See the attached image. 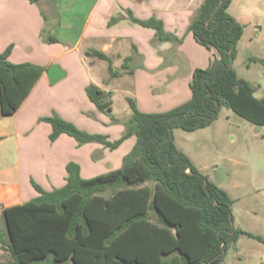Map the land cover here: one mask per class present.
I'll return each mask as SVG.
<instances>
[{
	"label": "trees",
	"instance_id": "obj_1",
	"mask_svg": "<svg viewBox=\"0 0 264 264\" xmlns=\"http://www.w3.org/2000/svg\"><path fill=\"white\" fill-rule=\"evenodd\" d=\"M231 3L203 0L190 21L188 31L196 41L219 55L208 67L194 69L189 100L147 112L128 97L132 113L125 131L114 140L57 113L41 118L52 126V142L63 133L79 144L98 142L110 150L131 136L136 142L122 165L105 173L83 177L80 163L69 161L62 186L45 189L32 180L38 195L0 211V242L11 257L4 264H221L241 235L264 241L234 226L229 193L197 169L174 137L175 128L194 131L211 125L222 107L247 117L259 106L264 110V97L256 100V88L239 78L233 66L244 28L229 12ZM125 11L131 22L155 29L153 43L183 41L165 30L162 19ZM124 16H113L109 25ZM42 35L47 42L58 41L46 27ZM12 49L10 44L0 53L2 115L18 110L46 70L31 62H12ZM93 53L108 61L112 77L121 74L106 53ZM131 59L127 56L122 66L130 73ZM86 92L113 123L120 122L112 112L113 91L90 83Z\"/></svg>",
	"mask_w": 264,
	"mask_h": 264
},
{
	"label": "crops",
	"instance_id": "obj_2",
	"mask_svg": "<svg viewBox=\"0 0 264 264\" xmlns=\"http://www.w3.org/2000/svg\"><path fill=\"white\" fill-rule=\"evenodd\" d=\"M202 2L203 0H0V46L6 39L0 53L13 44L9 56L12 62H31L46 68L18 110L11 114L15 118L13 125L17 138H12L11 131H5L7 122H2L0 115V167L5 164V170H0V211L4 207L22 203L38 195V191L31 185V175L36 171L34 163L39 160L40 154L45 161V172L40 174L43 177L38 182L45 189H52L51 185L53 186L55 180L62 182L60 186L66 182V165L69 161L79 162V159H76L77 154L78 158L83 156L86 162L91 163V157L100 152L99 149L105 152L109 150L101 143L81 147L74 137L66 133L52 142L49 138L51 124L41 121L42 117L57 113L76 124L81 123L86 128L94 126L92 119L86 116V110L91 111L96 106L86 92L90 83L110 90V84L115 80L124 82L133 77L136 84H147L145 91L149 102L143 104L154 106L157 101L153 95L154 83H164L167 77L173 76V79L170 77L165 93L157 96L159 102L165 105V110L191 98L190 83L194 69L208 67L211 59L219 55L215 48L208 49L199 44L193 33L188 31L190 21ZM20 3L23 4L24 10H21ZM126 9H131L139 18L155 16L162 19L165 22V30L183 37L184 43H153L155 29L131 22L126 16ZM119 14L125 16L115 24L109 25L111 18ZM29 19L32 21L31 29L26 26ZM3 23L5 26L9 25V28L3 29ZM14 24L20 25L16 36L12 33L15 31L12 29ZM44 27L58 38L57 42L44 40ZM93 50H101L110 56L115 68L121 66V74L112 77L109 73L106 84L97 80L93 74L94 67L99 60H107L96 56ZM127 56L132 58L127 62L131 69L134 66H140L141 69H133L132 73L123 69ZM53 63H58L67 72L66 76L56 83H51L47 76V70ZM163 65L168 69L161 73L158 71L159 79L155 81L153 77L157 74L154 72ZM102 120L109 121L105 116ZM19 130L32 131L28 136L32 145L26 141L23 151L18 140L21 134L18 133ZM109 130L113 131L114 128ZM97 132L109 135L111 140L114 138L113 133L108 130ZM133 138L134 145L136 136L126 139L120 146ZM19 155L25 162V182L22 172L20 177L18 176ZM87 169L88 167L85 169L81 166L83 177ZM0 223L3 225L2 218ZM5 255H8L6 261H9L10 254L0 242V264L6 262L3 259Z\"/></svg>",
	"mask_w": 264,
	"mask_h": 264
},
{
	"label": "rangeland",
	"instance_id": "obj_3",
	"mask_svg": "<svg viewBox=\"0 0 264 264\" xmlns=\"http://www.w3.org/2000/svg\"><path fill=\"white\" fill-rule=\"evenodd\" d=\"M27 4L31 6L30 3L27 2ZM35 5L37 6V4ZM19 6L21 10H24L22 3ZM229 12L244 28L243 36L238 43V55L233 66L239 78L247 80L256 88L253 97L259 100L264 97V0H232ZM1 23L0 17V35L2 32ZM30 23L32 21L27 20L26 26H30ZM6 28H9V25L5 26L3 23V29ZM12 29L15 30L12 33L16 36L20 25L14 24ZM5 41L6 39L0 48L5 45ZM182 42L184 43V41ZM108 67L107 61L99 60L93 70L94 77L104 84L107 83L109 76ZM139 68L141 69L140 66L133 67L134 71ZM166 69H168L167 66L163 65L154 73L157 74L158 71L161 73ZM158 75L153 77L155 81L159 79ZM170 77L174 78L169 76L164 83L160 81L154 83L153 95L157 99L154 106L143 104V102H149L145 91L147 84H136L133 77H129L124 82L115 80L113 84H110V90L114 92L112 112L120 118V122L113 123L109 115L94 105L95 109L93 110L96 111L86 110V116L92 119V122L95 123H93L94 126L86 128L81 123L77 125H81L82 129H90L88 130L90 132L108 130L109 133H113V136L111 135L114 137L113 140L118 138L125 131V122L132 113L128 97L134 98L141 110L164 111L166 107L159 102L160 99L157 96L165 93V89L170 83ZM181 79L182 77H180ZM259 108L254 116L247 117L234 109L222 107L218 118L211 125L194 131L175 128L174 137L177 147L185 152L197 169L211 180L216 182L217 169L223 168L226 171V178L219 186L225 189L233 199L234 226L264 239V110L262 106ZM0 115L2 122H7L5 131H11L12 138H17L14 132L13 122L15 118L13 115H2L1 113ZM104 116L109 121L102 120ZM255 125L261 127L259 133L255 132ZM110 128H114L116 132L110 131ZM19 131L18 133L21 134L18 140L21 142V151H23L25 142L28 141V136L31 135L32 131ZM133 141L134 138L127 140L116 150L109 149L105 152L103 149H99L100 152L93 155V158L91 157V163L86 162L83 156L78 158L77 154L78 163L85 169L88 167L84 176H95L120 167L124 156L131 150ZM96 143L98 142L78 144L82 147L86 144ZM28 144L32 145L31 141H28ZM19 153L21 155L20 151ZM20 155L21 163L19 160L18 176L20 177V172H22L25 182V162ZM41 158L42 155L40 154L39 160L34 163L36 171L31 175L33 176L31 178L33 187L32 180L39 183L38 181H41V177H43L40 174L45 172V161ZM1 169L5 170V164L1 165ZM53 183L51 187H58L62 184L58 180ZM3 259L8 260V255L3 256ZM221 264H264V241L245 234L241 235L235 245L228 249Z\"/></svg>",
	"mask_w": 264,
	"mask_h": 264
},
{
	"label": "water",
	"instance_id": "obj_4",
	"mask_svg": "<svg viewBox=\"0 0 264 264\" xmlns=\"http://www.w3.org/2000/svg\"><path fill=\"white\" fill-rule=\"evenodd\" d=\"M67 72L61 68L58 63H53L47 70V76L51 83H56L65 77ZM261 127L259 125H255V132L259 133ZM226 178V171L223 168H219L216 170V184L220 185Z\"/></svg>",
	"mask_w": 264,
	"mask_h": 264
}]
</instances>
